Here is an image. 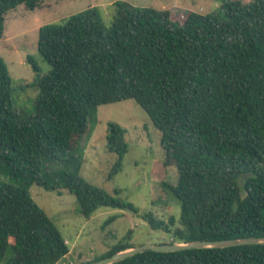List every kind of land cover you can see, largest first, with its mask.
Returning <instances> with one entry per match:
<instances>
[{"label":"trees","instance_id":"16d2710c","mask_svg":"<svg viewBox=\"0 0 264 264\" xmlns=\"http://www.w3.org/2000/svg\"><path fill=\"white\" fill-rule=\"evenodd\" d=\"M45 1L0 0V39L11 11ZM114 8L110 27L92 7L40 28L38 50L51 70L42 76L29 59L40 94L28 121H19L0 56V264H60L70 253L33 185L67 190L87 219L101 207L136 212L89 184L77 154L97 108L130 99L162 133L165 165L178 170L177 184L162 186L181 203L180 224L149 213L151 227L172 243L264 237V0H228L221 13L188 11L183 21L169 9ZM126 134L108 124V150L118 155L112 175L129 151ZM45 160L57 168L46 170ZM91 263L81 255L73 262ZM114 264H264V244L145 251Z\"/></svg>","mask_w":264,"mask_h":264},{"label":"rangeland","instance_id":"374dc122","mask_svg":"<svg viewBox=\"0 0 264 264\" xmlns=\"http://www.w3.org/2000/svg\"><path fill=\"white\" fill-rule=\"evenodd\" d=\"M121 1L138 8L169 9L174 19L183 21L188 11L221 13L228 0H47L36 11L18 6L7 15L0 56L13 80V105L20 122L36 116L40 94V78L29 59H33L42 76L51 70L38 50L40 28L61 25L70 16L92 7L110 27L115 18L114 4ZM242 1L247 4L252 0ZM91 121V132L83 136L77 151L82 162L80 175L89 184L131 203L136 212L101 207L87 219L81 215L76 197L67 190L48 191L33 185L32 198L55 223L69 247V255L60 264L76 263L80 255L85 261L96 262L121 244L140 247L172 243L171 233L153 229L147 219L149 213L166 222L174 217L177 226L181 219L180 201L162 186L164 181L172 185L178 182L177 168L165 165L162 133L133 99L98 107ZM110 122L126 129L129 146L122 170L115 175L112 171L118 155L108 150L107 143ZM44 165L49 171L57 168L49 160Z\"/></svg>","mask_w":264,"mask_h":264},{"label":"water","instance_id":"95a60500","mask_svg":"<svg viewBox=\"0 0 264 264\" xmlns=\"http://www.w3.org/2000/svg\"><path fill=\"white\" fill-rule=\"evenodd\" d=\"M263 244H264V237L230 239V240H221V241H194L189 243L177 242L170 244H162L158 246L144 245L116 253L112 256L106 257L102 260L93 262L91 264H114L145 251L175 252V251H183L188 249L230 248V247L243 246V245H263Z\"/></svg>","mask_w":264,"mask_h":264},{"label":"crops","instance_id":"0c3cea01","mask_svg":"<svg viewBox=\"0 0 264 264\" xmlns=\"http://www.w3.org/2000/svg\"><path fill=\"white\" fill-rule=\"evenodd\" d=\"M4 38H6V31H5V36H4Z\"/></svg>","mask_w":264,"mask_h":264}]
</instances>
